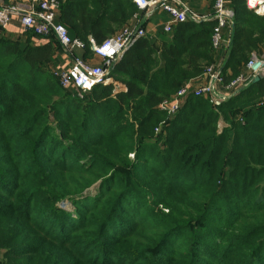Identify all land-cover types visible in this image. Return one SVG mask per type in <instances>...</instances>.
Masks as SVG:
<instances>
[{
	"label": "trees",
	"instance_id": "1",
	"mask_svg": "<svg viewBox=\"0 0 264 264\" xmlns=\"http://www.w3.org/2000/svg\"><path fill=\"white\" fill-rule=\"evenodd\" d=\"M58 1L85 59L90 37L103 42L139 11ZM232 5L226 81L264 46V16ZM214 26L139 38L109 73L126 91L82 95L55 76L53 36L0 28V264H264V77L217 105L160 108L214 61Z\"/></svg>",
	"mask_w": 264,
	"mask_h": 264
},
{
	"label": "built area",
	"instance_id": "2",
	"mask_svg": "<svg viewBox=\"0 0 264 264\" xmlns=\"http://www.w3.org/2000/svg\"><path fill=\"white\" fill-rule=\"evenodd\" d=\"M133 1L140 12L151 13L158 10L170 14L171 20L163 28L168 33L180 22L214 21L213 48L227 53L231 47L235 18L232 0H215L214 10L205 14L192 8L188 0ZM244 1L254 13L264 16V0ZM59 5L58 0H0V28H7L17 17L23 31L34 30L43 36H53L71 59L68 68L54 70L63 87L73 88L82 95L90 92L97 84L112 83L119 85L120 91H126V87L115 82L109 73L125 52L139 38L146 36V28L136 21L124 25L101 43L90 37L91 50L95 57L101 59L100 63L93 64L78 53L85 48V42L72 37L66 26L59 21ZM259 74H264V56H259L256 52L247 61L246 71H241L230 81L225 79L222 62L211 63L198 80L184 82L174 97L164 100L160 108L173 115L190 96H201L217 105L247 87ZM156 130L160 131V127Z\"/></svg>",
	"mask_w": 264,
	"mask_h": 264
},
{
	"label": "crops",
	"instance_id": "3",
	"mask_svg": "<svg viewBox=\"0 0 264 264\" xmlns=\"http://www.w3.org/2000/svg\"><path fill=\"white\" fill-rule=\"evenodd\" d=\"M192 8L201 14L212 12L214 10L215 0H188ZM171 20L170 14L164 11H153L151 13L140 12L135 13L126 24L134 23L136 21L139 24L146 28L147 36H152L154 38L159 37L160 33L164 30V24ZM125 24V25H126ZM5 34H13L15 37H23V29L17 17L14 18L13 22L7 27L2 29ZM35 41L42 42L44 39H34ZM230 50V49H229ZM229 50L226 52L215 50L214 49V62H222L224 65L227 60ZM259 56H264V46L258 51H255ZM90 63L98 64L101 62V59L95 57H88L86 59ZM71 65V59L68 54L61 47L56 55L54 61L51 63L52 68L57 71L60 69L68 68ZM241 71H246V64ZM201 76V75H200ZM200 76H197L191 80L196 81Z\"/></svg>",
	"mask_w": 264,
	"mask_h": 264
},
{
	"label": "rangeland",
	"instance_id": "4",
	"mask_svg": "<svg viewBox=\"0 0 264 264\" xmlns=\"http://www.w3.org/2000/svg\"><path fill=\"white\" fill-rule=\"evenodd\" d=\"M6 1H12V0H6ZM146 36H147V35H146ZM180 87H181V86H180ZM180 87L178 88V90L180 89ZM178 90H177V91H178ZM177 91L174 92L170 97H174V95L177 93ZM170 97H169V98H170ZM168 115L171 116L170 113H168ZM164 120H165V119H163L162 123L164 122ZM159 127H161V125H159ZM93 190H94V188H93ZM67 203L69 204L68 201H64V202L61 203V206H64V205H66Z\"/></svg>",
	"mask_w": 264,
	"mask_h": 264
},
{
	"label": "water",
	"instance_id": "5",
	"mask_svg": "<svg viewBox=\"0 0 264 264\" xmlns=\"http://www.w3.org/2000/svg\"><path fill=\"white\" fill-rule=\"evenodd\" d=\"M264 74H259L254 78V81H258L260 78H263Z\"/></svg>",
	"mask_w": 264,
	"mask_h": 264
}]
</instances>
